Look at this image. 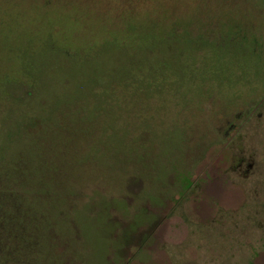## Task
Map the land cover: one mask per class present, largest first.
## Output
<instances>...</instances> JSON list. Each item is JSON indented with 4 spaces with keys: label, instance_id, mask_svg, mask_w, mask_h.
<instances>
[{
    "label": "rangeland",
    "instance_id": "1",
    "mask_svg": "<svg viewBox=\"0 0 264 264\" xmlns=\"http://www.w3.org/2000/svg\"><path fill=\"white\" fill-rule=\"evenodd\" d=\"M9 188L0 264H264V0H0Z\"/></svg>",
    "mask_w": 264,
    "mask_h": 264
},
{
    "label": "trees",
    "instance_id": "2",
    "mask_svg": "<svg viewBox=\"0 0 264 264\" xmlns=\"http://www.w3.org/2000/svg\"><path fill=\"white\" fill-rule=\"evenodd\" d=\"M22 188V185L20 186ZM19 188V189H20ZM9 192V197L6 201L3 202V190L1 189V210H0V262L1 259L7 256H1V253L8 256H14L11 257L14 260L16 253L18 252V249L20 252L22 251V254L29 255L28 248L29 244L27 241H25V238L27 237L24 235V233H18L17 230H14L13 228L5 227V224H12L15 219V214H17V210L15 207V203L12 202V194L14 192V189L9 188L7 190ZM8 210V215H5V211ZM23 241H22V240ZM22 245V246H19ZM15 251V253H14ZM28 253V254H26ZM12 259V260H13ZM14 263V262H13ZM20 264V261L17 263Z\"/></svg>",
    "mask_w": 264,
    "mask_h": 264
},
{
    "label": "flooded vegetation",
    "instance_id": "3",
    "mask_svg": "<svg viewBox=\"0 0 264 264\" xmlns=\"http://www.w3.org/2000/svg\"><path fill=\"white\" fill-rule=\"evenodd\" d=\"M236 118H238V121L239 122H246L249 119L247 112H245V113H241V112L238 113V115L236 116ZM258 118H261V116H259ZM235 129H236L235 123H228V126L226 127L225 130H223L224 132L222 134H224V136L226 138H228L229 137V134L231 132H233ZM241 166H244V170H242V172L244 173L243 178L246 179L248 177V175H249V170L251 169L252 166H251V164H247L246 161H243Z\"/></svg>",
    "mask_w": 264,
    "mask_h": 264
}]
</instances>
